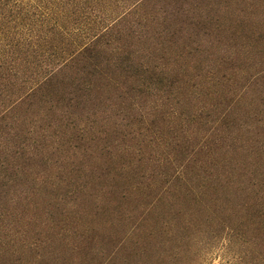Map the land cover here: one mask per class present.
Returning <instances> with one entry per match:
<instances>
[{"label":"trees","instance_id":"obj_1","mask_svg":"<svg viewBox=\"0 0 264 264\" xmlns=\"http://www.w3.org/2000/svg\"><path fill=\"white\" fill-rule=\"evenodd\" d=\"M190 1L0 0V264H264V0Z\"/></svg>","mask_w":264,"mask_h":264},{"label":"rangeland","instance_id":"obj_2","mask_svg":"<svg viewBox=\"0 0 264 264\" xmlns=\"http://www.w3.org/2000/svg\"><path fill=\"white\" fill-rule=\"evenodd\" d=\"M187 1H190V0H187ZM192 1H190L189 3H191ZM196 1H198V6L200 7V9L198 7V11H200L204 15L202 17L207 20L206 21V29L205 30H203V29L198 30L196 28H193L192 26L190 27V26L186 25V26H183L184 29L180 31L179 30L180 26L179 27L173 26L174 29L176 30V32L178 33V35L177 36L175 35L174 38L170 42L171 44H173V46H169L170 43L168 44V46L170 47V49L178 50L179 47H183V46H186L188 44H190V45L194 44V46H196L198 48L200 47L201 50H205V54H202V56H197L196 58L197 59H206V58H208V55L211 57V52L214 50V48L212 47L213 46V44H212L213 38L211 36V26L213 27V25H211L210 21H214V18L217 17L216 5H215V0H196ZM235 1L237 2V5H236L237 7H239V8L245 7V6L243 7V5H241V4L239 5V0H235ZM193 15L197 18L196 13ZM191 16H192V14L189 16H178V17H179V19H181V17L182 18L187 17L189 19V17H191ZM205 33L209 34V35H207L208 37L203 35ZM212 34L215 35L214 32ZM185 57H187V56H185ZM194 57H187V58H194ZM167 60H169V61L175 60V57L170 56L167 58ZM113 205L114 204H112V206ZM113 216H114V214L111 216L105 215L104 217L100 216V215L99 216H91L88 213V216L85 217L86 221L83 223V225L87 224V225H89V227L92 228V231H91L92 234L90 235V237L95 235L97 237L103 238L104 236H106L108 234H107V231L102 230L101 225L108 223L110 221L109 219H111ZM153 217L155 218V216H153ZM74 227H75V225H74ZM90 237H89V239H90ZM104 239H106V237ZM60 242L61 243L57 244L58 246L63 244L62 240H60ZM220 243H222L221 239H219V242L216 243L215 246H212V247L208 248V250L203 252L201 254V258H200L199 262L196 264H227L226 262L230 261V258L234 255L235 252H233V253L232 252H229V253L223 252L220 249V247H221ZM94 245L95 244H93V246ZM61 256L64 259L68 256L70 257L69 261H66V260L62 261L65 264H72L75 262H78V264L79 263L82 264L84 261H82V263H81V262H79V260L80 259L86 260L85 257L75 258V255L70 254V252L66 251V250H64L61 253ZM102 256L103 255H99L97 257L94 255L95 259L92 258V260H94V261H92V263H96V262L99 263L101 261ZM26 258H28L29 260L33 259V257L31 255L29 257H26ZM38 262H40L39 264L43 263L42 261H38ZM62 262H61V264H63ZM36 264H38V263H36Z\"/></svg>","mask_w":264,"mask_h":264}]
</instances>
